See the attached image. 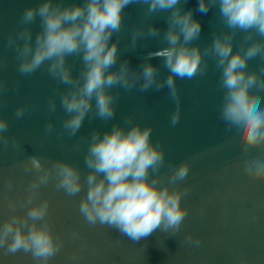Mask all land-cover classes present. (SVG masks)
I'll list each match as a JSON object with an SVG mask.
<instances>
[{"label":"clouds","instance_id":"9594fccd","mask_svg":"<svg viewBox=\"0 0 264 264\" xmlns=\"http://www.w3.org/2000/svg\"><path fill=\"white\" fill-rule=\"evenodd\" d=\"M130 4L147 5L149 16L169 13L168 27L163 34L167 46L148 53L137 69H132L128 60L118 64L119 38L111 42L113 35L120 33L123 10ZM213 6L218 8L228 31L214 33L211 45L203 50L192 44L200 36L201 21L194 18L192 9L182 11L181 0H83L68 5L44 0L38 6L23 10L19 21L23 27L9 35L7 43L9 47L15 46L19 60L17 71L21 75H31L47 63L49 74L68 86L61 94L60 105L67 114L62 127L70 137L76 135L86 117L103 121L114 117L119 97L109 90L115 87L131 91L139 86L143 92L150 88L159 91L166 86L176 104L170 118L171 125L175 126L181 117L177 78L192 79L198 73H205L208 69L205 56L211 55L221 70L220 85L225 90L220 118L229 130H237L236 145L241 154L247 156L252 151H264V107L261 106L264 79L259 72L248 70L251 59L259 56L264 61V39H253L254 34L264 37V0H198L197 10L206 14ZM37 17L41 30L33 41L29 25ZM237 32L245 35L240 48L233 52ZM143 35L142 27L134 29L130 47L135 48ZM147 35L156 37L160 33L149 25ZM73 55L81 56L83 62L76 77L67 63V57ZM154 57L163 60L169 73L166 78L161 79L160 69L148 62ZM6 66V61H0V67ZM260 72H264V63ZM7 89V84L0 81V94ZM48 108L50 112L55 111L54 97L49 99ZM26 111V105L19 106L16 118H23ZM131 119L128 117L129 122ZM8 126V121L0 117V142L5 148L9 145V137L5 135ZM52 131L53 124L49 121L45 132ZM151 134V125L142 127L139 123L127 129L113 124L103 134L94 130L84 157L89 169L84 180L80 169L68 161L56 160L48 165L37 156L28 157L23 170L37 175L28 183L27 195L19 202L27 212L17 214L18 201H7L13 214L0 224V248L5 249L6 254L21 250L31 253L37 264H49L62 248L64 241L53 234L48 219L49 200L34 203L41 187L52 179L57 190L69 196L81 193L86 183L87 192L81 199L79 211L89 225L99 223L115 228L133 242L157 230L166 237L179 233L188 214V209L182 206V198L190 191L189 187L181 189L179 182L186 179L191 165L183 161L171 167L166 176H161L165 152L151 141ZM62 135L57 133L58 138ZM17 144L13 138L12 145ZM244 174L252 182L264 183V159H246ZM7 187L11 191L13 181L9 180ZM184 240L196 246L201 243L200 238L191 233Z\"/></svg>","mask_w":264,"mask_h":264},{"label":"water","instance_id":"95a60500","mask_svg":"<svg viewBox=\"0 0 264 264\" xmlns=\"http://www.w3.org/2000/svg\"><path fill=\"white\" fill-rule=\"evenodd\" d=\"M44 0H0V81L8 89L0 94V117L8 121L9 137L7 148L0 142V224L13 214L7 206L9 199L18 201L15 212L24 215L27 208L20 201L27 195V185L37 175L24 172V164L30 156H37L51 165L56 160L76 165L84 180L89 169L85 166L90 135L94 130L101 134L110 130L113 124L129 128L139 123L142 127L151 125V141L158 143L165 152V163L160 170L166 176L170 168L183 161L191 167L179 187H189L182 198V206L188 209L181 230L175 236H168L157 230L139 242L131 241L117 229L100 225H89L79 211L81 199L87 192V185L75 196L57 190L55 179L41 187L34 203L49 200L48 219L53 234L62 238L64 244L49 264H264V183L252 182L244 174V161L261 158L264 151L241 154L236 145L239 133L229 130L220 118L219 109L224 89L220 85L221 70L211 55H206L208 69L192 79H179L176 83L181 98V117L178 124L171 125L170 118L175 110V101L169 96V89L157 91L150 88L140 91L139 86L126 91L115 87L110 89L118 94L115 115L108 121L99 118H85L75 136H69L62 125L67 114L60 105L61 94L68 86L60 83L48 72V64L42 65L31 75H21L15 46H8V37L23 25L19 23L23 10L38 6ZM64 5L82 3L83 0H53ZM182 11L193 10L194 18L201 21V33L192 44L201 50L211 45L214 33L228 31L221 20L218 8L208 12L198 11V0H181ZM123 26L114 34L111 42L119 38V60H128L132 69H137L150 52L166 47L163 34L167 30L168 12L147 14V5L130 4L124 10ZM154 26L160 35H147V27ZM33 41L41 30L40 18L29 25ZM143 28L144 35L131 48L132 32ZM245 34L237 32L233 52L240 48ZM253 39H264L253 35ZM22 43V41H21ZM250 43V42H249ZM149 63L160 69V78L169 74L163 60L154 57ZM72 75L78 76L83 68L81 56L67 57ZM264 61L259 56L248 62L249 71H257L264 79L260 68ZM255 92V89H252ZM55 98L56 109L49 111L48 101ZM95 101H93V104ZM26 105L27 111L21 119L15 116L16 109ZM264 107V98H262ZM91 115V114H90ZM131 117V122L128 121ZM51 121L53 131L45 132ZM57 133H63L59 138ZM18 144L14 147L12 139ZM151 179V176L149 177ZM13 181L9 191L8 181ZM191 233L199 237V246L188 244L184 238ZM144 249H143V248ZM0 264H37L31 253L23 250L6 254L0 248Z\"/></svg>","mask_w":264,"mask_h":264}]
</instances>
